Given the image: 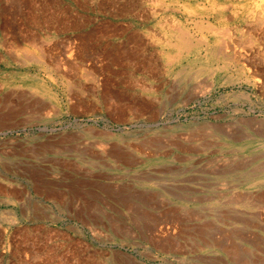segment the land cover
Returning a JSON list of instances; mask_svg holds the SVG:
<instances>
[{"label":"rangeland","instance_id":"374dc122","mask_svg":"<svg viewBox=\"0 0 264 264\" xmlns=\"http://www.w3.org/2000/svg\"><path fill=\"white\" fill-rule=\"evenodd\" d=\"M0 21L23 39L0 264H264V0H0Z\"/></svg>","mask_w":264,"mask_h":264},{"label":"crops","instance_id":"0c3cea01","mask_svg":"<svg viewBox=\"0 0 264 264\" xmlns=\"http://www.w3.org/2000/svg\"><path fill=\"white\" fill-rule=\"evenodd\" d=\"M16 29L18 28L15 27L13 23L0 21V61L9 60V58L11 59V55L14 54L12 52V49L23 47V44H21L20 41L23 39H16ZM117 178L120 177L117 176ZM179 181L184 182L185 179L175 180V182ZM224 241L226 242V240H222L221 242H219V239H216L215 242L212 243V246H215L218 251H222L223 253H225L226 251H228V249L225 248L226 245L224 246Z\"/></svg>","mask_w":264,"mask_h":264},{"label":"bare ground","instance_id":"6f19581e","mask_svg":"<svg viewBox=\"0 0 264 264\" xmlns=\"http://www.w3.org/2000/svg\"><path fill=\"white\" fill-rule=\"evenodd\" d=\"M253 8V7H252ZM235 9V8H234ZM259 15V14H258ZM257 18V17H256ZM255 19V18H254ZM253 19V20H254ZM261 19V18H260ZM255 23V22H254ZM263 23V22H262ZM142 83V82H141ZM250 193V192H249ZM260 193V192H259ZM264 211V210H263ZM191 215V214H190ZM259 217V216H258ZM248 221V220H247ZM164 228V227H163ZM162 228V229H163ZM222 229V228H221ZM222 233V232H221ZM222 235V234H221ZM227 235V234H226ZM238 235V234H237ZM228 237V236H227ZM247 239V238H246ZM254 239V238H253ZM209 241V240H208ZM222 241V239H219V242H221ZM234 241V240H233ZM217 242V241H216ZM225 242V241H224ZM259 247V246H258ZM256 256V255H255Z\"/></svg>","mask_w":264,"mask_h":264}]
</instances>
